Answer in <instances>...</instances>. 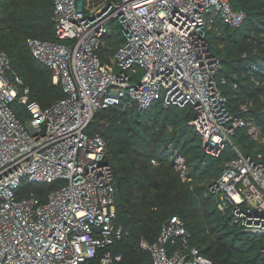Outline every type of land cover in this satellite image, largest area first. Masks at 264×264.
Returning <instances> with one entry per match:
<instances>
[{
    "label": "built area",
    "instance_id": "built-area-1",
    "mask_svg": "<svg viewBox=\"0 0 264 264\" xmlns=\"http://www.w3.org/2000/svg\"><path fill=\"white\" fill-rule=\"evenodd\" d=\"M247 19L231 0H54L58 41L28 39L65 93L45 108L31 101V89L0 51V264L122 262L112 249L126 231L116 222L107 142L89 127L101 110L145 111L157 101L194 109L191 126L206 154L220 157L230 148L210 193L229 226L261 238L264 254V123L230 112L222 90L228 80L218 78L222 61L207 34L218 22L238 30ZM251 80L264 103V64ZM16 102L28 108V119L18 117ZM254 108L251 99L240 106L249 114ZM239 130L252 140L248 154L233 141ZM171 161L186 180L184 159L175 152ZM27 184L55 187L42 200L21 195ZM192 239L174 215L142 246L153 264H214Z\"/></svg>",
    "mask_w": 264,
    "mask_h": 264
},
{
    "label": "trees",
    "instance_id": "trees-1",
    "mask_svg": "<svg viewBox=\"0 0 264 264\" xmlns=\"http://www.w3.org/2000/svg\"><path fill=\"white\" fill-rule=\"evenodd\" d=\"M111 1L113 0H107V2ZM231 3L235 9L245 11L248 19L245 25L238 30L230 29L220 22L217 23L218 27L224 26L227 28V32L238 37V41L231 50L222 54L224 57H228L229 60L226 61L221 58L222 69L218 73V78L226 77L228 80L227 85L223 86L222 90L228 98V108L233 115L248 118L252 114L255 121L264 123V115L261 114L264 103L260 97L263 92L260 88L251 89V79L256 69L264 64V0H231ZM246 8L247 10H245ZM1 26L5 27L6 34L9 36L7 45L13 48L14 51L9 53L3 49L0 51L10 56L12 68H14L15 61L16 68L21 72L20 77L25 83L26 81L29 82L30 85L28 86L32 92L31 101L37 102L45 108L63 98L65 95L63 87L59 84L60 88H58L53 83L52 72L42 66L33 57L31 51L30 57L27 55L29 53L27 47L29 46V38L58 41L55 33L54 0H0V28ZM214 34L208 35L209 41ZM215 38L224 42L226 40L223 37ZM121 41L122 37L120 35L111 40L109 45L118 48ZM15 51H18V56L14 53ZM106 51V48H102L99 53L103 56ZM224 64L227 66V70H225ZM234 83L237 84L236 89L233 87ZM25 85L27 86V84ZM247 99H251L255 106L250 114L243 113L240 110L241 104ZM162 103V101H157L145 111H149L157 105H162ZM13 108L22 121L30 116L26 106L18 104V102L13 105ZM177 108L181 109L178 106H172L169 109ZM186 108L187 112L175 113L173 116L175 119L166 117V122L161 125V128L164 125L167 126L168 123L175 125L176 122H183L185 119L191 122L196 115L195 111L191 106ZM145 111H139L137 108L124 111L122 105L101 110L89 127L90 133H98L106 140L109 162L114 173L116 222L122 225L126 231L124 237L112 247L114 255H123V260L119 264H153L152 257H149L150 254L148 255L138 246L139 239L145 238L148 243H153L160 234L165 217L172 215H177L184 220L193 235L192 245L198 247L214 264H227L230 261L229 252L231 253V249L225 238L231 236L237 239L245 238L244 241L246 242L248 240L253 241L252 243H255V246L261 250L262 241L260 237L251 234L245 235L237 229L236 231L230 228L227 218H225L226 221L224 220L223 225L230 232H232L231 229L234 230V234L233 232L232 234L226 232L224 237L216 235V231L213 229L212 224L214 222H222V218L220 219L222 215L213 202V198L207 194V189L209 184L222 174L225 160L229 158L226 154L227 150L220 157L214 158V164L221 162V158L224 160L223 164L218 168L211 163L213 167L209 173L200 169L207 161V155L200 153L198 158L191 160L187 157V154H184L187 159L185 160L187 170L185 173L186 180H183L180 176L182 173L174 170L175 166L171 161L175 154L174 150L168 147V142L159 144V133L153 131V135L157 138L153 137L149 140L142 131L134 127L124 126L127 119L133 116L140 117ZM135 124L138 128H145L147 134H149L148 127L143 119H138ZM241 132L246 133L245 130H239L233 138L234 141ZM193 133L200 144L199 150L204 152L201 138L195 134L194 129ZM174 134L178 137L179 132ZM246 136L248 137V135ZM177 137H174V140L181 138V136ZM138 139L143 140L145 151L137 150L139 143L136 140ZM237 141L235 143L238 146L240 144L241 147H239L243 149V153L248 154L252 151V141L251 143H247L244 139ZM155 157L158 165H153L151 162ZM202 157L206 159L201 161L199 158ZM136 172L143 178L140 186H135L137 181ZM199 173L201 175L197 176ZM148 181L152 182L153 191L146 189L149 188L146 185ZM54 187L55 184H27L22 189L21 195H28L33 192L37 197L45 200L49 191ZM135 190L140 193L133 195L132 193ZM124 201L130 204V207L122 209ZM198 230L201 232L208 231L213 237L204 236L196 242L198 245L194 244L195 232ZM223 231L225 230L223 229ZM258 260L261 264H264L263 253L259 254L258 259L245 260L241 264H256L255 262H258Z\"/></svg>",
    "mask_w": 264,
    "mask_h": 264
},
{
    "label": "rangeland",
    "instance_id": "rangeland-1",
    "mask_svg": "<svg viewBox=\"0 0 264 264\" xmlns=\"http://www.w3.org/2000/svg\"><path fill=\"white\" fill-rule=\"evenodd\" d=\"M105 1V0H102ZM247 10V8L245 9ZM217 29V30H216ZM215 32L214 30H210L207 28V34H212L215 33L214 36L211 37V40L209 41V47L212 53H214L219 59H225L226 61L229 60L228 57H224L222 54L223 52H229L231 50V48L233 47V45L236 44V41H238V37L235 36L234 34L227 32V28L224 26H220V27H216ZM229 31V30H228ZM215 37H223L225 40L221 41V40H217ZM9 43V36H7L6 34V29L4 26H1L0 28V50L3 49L6 52H13V48L9 47L7 44ZM29 49V53L27 55H29L30 57V47L27 46ZM16 54V56L19 55L18 51L14 52ZM22 56V54H20ZM224 57V58H223ZM221 59V61H222ZM17 65L15 64L14 61V73L18 76L21 75V72L16 68ZM224 68L225 70H227V66L224 64ZM25 83V82H24ZM53 83L55 84V82L53 81ZM27 86L30 85L29 82L26 81ZM57 85L58 88L59 84H55ZM29 87V86H28ZM172 106H166L165 104L162 103V105H157L153 108H151V110L149 111H145L141 114V116L136 117H130L129 119H127L126 124H124V126H129V127H134L140 131H142L143 133H145V135H147L146 137L150 139H152L154 136L153 135V131L157 132L160 134V138H159V144H165L167 143L168 147L171 148L172 150H174V152L178 153V157H182L184 159V162L186 159L184 154H187V157H189L191 160L198 158L201 154L203 155H207V161L204 162L203 167H201V171L203 172H207L209 173L210 169L213 167L211 166L214 165V167H218L221 166V164H223L222 162L224 161L223 158L221 162H216L214 164V156L212 155H208L205 152H202L201 150H199L200 144L199 142L196 140L194 133H193V129L194 127L191 126V122H189L190 120L185 119L183 122H176L177 124H171L168 123L167 126L164 125L163 128H161V125H163L166 120V117H173L175 113L181 112V111H185L187 112V108H177V109H169ZM26 109H28L26 107ZM143 119L145 125L148 127V132L149 134H147L146 129L145 128H141V127H137V125L135 124L137 121ZM172 119H175V117H173ZM143 125V124H142ZM144 126V125H143ZM193 127V128H192ZM166 129H168L166 131ZM159 131V132H158ZM179 132L178 137L181 136V138H178L174 133ZM247 134L244 132H241L237 137H236V141L240 140V139H244V141H246L247 143H251V138L246 136ZM159 137V136H158ZM174 137H177L178 139L174 140ZM234 138V137H233ZM182 139V140H181ZM139 144L137 146V150L138 151H145V144L143 143V140H136ZM234 141V140H233ZM234 141V142H236ZM238 143V141H237ZM240 146V144H239ZM255 146H258L257 148L261 147L257 144H255ZM241 147V146H240ZM241 149V148H240ZM253 149V148H252ZM229 150L230 148L228 147L227 150V156H229ZM243 149H241L242 151ZM185 157V158H184ZM204 157L199 158L201 159V161H203L204 159H206ZM156 160V157L152 159V164L153 165H158L157 161L155 163H153V161ZM226 161V160H225ZM224 166V165H223ZM175 171L181 173L180 169L174 167ZM219 168V167H218ZM135 175L137 176V181L135 182V186H140L141 181L143 180V178L141 177V175L139 173H135ZM201 174L199 173L197 176H200ZM182 176V175H180ZM183 180H185L183 177H181ZM217 180V179H216ZM215 181V180H214ZM212 181L207 189V194H209V196H211L213 198V202L215 203L216 207V199L215 197L210 193V186L211 184L214 182ZM146 185L149 186V188L146 189H150L151 191H153V184L152 182L148 181L146 182ZM140 192L138 190H135L132 194L133 195H138ZM159 200V199H158ZM127 207H130V204H128L126 201H124V203L122 204V209H125ZM222 215V214H221ZM174 216V215H172ZM172 216L169 217H165L164 221L162 222L161 228L164 225V223L171 218ZM222 218V222L220 221H216L214 222L213 225V229H215L216 231V235H222L224 236L226 232H230L229 230L226 229V227L223 225L226 221L224 216H220V219ZM219 220V217L217 218ZM225 220V221H224ZM229 224V223H228ZM229 226V225H228ZM230 228L236 230V227H231ZM210 228V227H209ZM223 229L225 231H223ZM231 231L233 232V234L235 233L234 230ZM237 230H239L237 228ZM236 230V231H237ZM232 232H230L232 234ZM244 234V233H242ZM204 236H209L210 238L213 237L211 233H208V231L206 232H201L200 230L195 232V241L194 244H197L196 242H198L199 239H201ZM226 236V235H225ZM224 236V237H225ZM129 239V238H128ZM147 239V238H146ZM149 239V238H148ZM152 239V238H150ZM227 239V241L230 243H228L229 248L231 249V253L229 252V256H230V261L227 264H241V262H245L246 261H250V259L254 260V259H258L259 258V254L261 255L262 251L255 246V243H252L253 241L248 240L247 242L244 241L245 238H236V237H229V238H225ZM142 240H145V238H140L139 239V243L138 246L144 251L146 252L148 255L150 254L149 251H147L146 249L143 248L142 246ZM246 240V239H245ZM147 241V240H146ZM205 244V243H204ZM251 245V246H250ZM252 250V251H251ZM151 256V254L149 255V257ZM152 257V256H151ZM150 257V258H151ZM244 260V261H243ZM256 264H261L260 260H258V262H255Z\"/></svg>",
    "mask_w": 264,
    "mask_h": 264
}]
</instances>
